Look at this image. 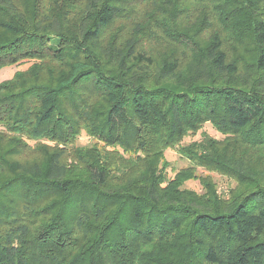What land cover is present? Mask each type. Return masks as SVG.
<instances>
[{"label": "trees", "instance_id": "1", "mask_svg": "<svg viewBox=\"0 0 264 264\" xmlns=\"http://www.w3.org/2000/svg\"><path fill=\"white\" fill-rule=\"evenodd\" d=\"M24 61L0 82V264H264V0H0V70ZM205 123L223 138L180 144ZM176 147L227 199L167 177Z\"/></svg>", "mask_w": 264, "mask_h": 264}, {"label": "rangeland", "instance_id": "2", "mask_svg": "<svg viewBox=\"0 0 264 264\" xmlns=\"http://www.w3.org/2000/svg\"><path fill=\"white\" fill-rule=\"evenodd\" d=\"M30 64L31 62L24 61L18 65H12L2 68L0 70V82L11 78L16 71L26 69ZM205 135L216 140H221L223 138V136L218 133L210 123H205L196 134H189L185 136L180 144L182 146H185L191 142H199ZM97 141L98 140L96 138L89 136L85 131H81L80 135L76 139L75 144L76 146L82 147H88L94 144L100 146L101 144ZM163 160L167 166L165 172L168 178H172L175 173L182 168L194 166L196 176L208 177L212 181L217 195L222 199H227L229 192L235 189L237 186L236 182L228 176L197 166L190 162L187 158L182 157L178 153L177 147L166 149L164 152ZM181 188L192 190L198 194L204 193L205 191V189L197 179L185 181L182 184Z\"/></svg>", "mask_w": 264, "mask_h": 264}]
</instances>
